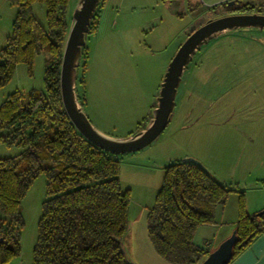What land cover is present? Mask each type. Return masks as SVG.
Segmentation results:
<instances>
[{"label":"rangeland","instance_id":"374dc122","mask_svg":"<svg viewBox=\"0 0 264 264\" xmlns=\"http://www.w3.org/2000/svg\"><path fill=\"white\" fill-rule=\"evenodd\" d=\"M79 1L68 2V32ZM171 1L98 3L97 28L85 40L88 60L84 75L81 66L77 68V90H84L83 111L92 126L110 138L125 139L139 132L135 119L146 108L150 92H154L159 77L163 79L179 47L193 30L230 14L229 8L235 6L226 4L211 10L207 3L196 0L200 9L191 15ZM256 5L257 0L254 6L259 7ZM17 13V5L0 0V51L12 35ZM32 13L46 28L45 6L34 4ZM48 59L44 52L34 57L30 69L17 65L10 82L0 89V107L14 92L23 99L31 91L44 92ZM99 72L104 73L102 80L101 76L97 80ZM82 76L83 86L79 82ZM158 93L159 88L155 102ZM20 152L0 142V159L15 158ZM111 156L120 163L121 189L130 192L128 230L121 241L130 263L170 264L156 254L147 233V214L169 164L186 158L197 160L233 190L224 207L227 214L230 210L236 214V221L237 192L243 193L246 210L256 206L264 197V30L238 29L202 46L181 78L171 120L161 135L138 152ZM45 200L46 177L41 175L21 201L20 253L9 264H33Z\"/></svg>","mask_w":264,"mask_h":264},{"label":"trees","instance_id":"16d2710c","mask_svg":"<svg viewBox=\"0 0 264 264\" xmlns=\"http://www.w3.org/2000/svg\"><path fill=\"white\" fill-rule=\"evenodd\" d=\"M9 2L18 6V13L12 35L0 51V89L10 82L17 65L30 69L34 57L44 52L49 59L44 92L31 91L25 99L14 92L0 107V142L21 150L15 158L0 159V264H9L20 253V204L41 175L46 177V200L41 205L33 264H127L121 241L128 230L130 192L121 189L120 163L75 129L61 102L59 74L69 0ZM236 3L230 14L264 12L262 6ZM34 4L45 6L46 28L33 15ZM97 19L95 10L88 34L95 32ZM79 60L84 75L87 47L81 49ZM77 81L75 92L83 110L84 90L78 92ZM79 82L83 86L84 76ZM147 124L143 120L138 130ZM232 191L193 164L165 167L155 204L147 214L148 238L156 254L170 264L204 261L209 251L195 245V232L214 222L215 209L225 206ZM237 193L236 242L230 261L264 233V214H248L243 193Z\"/></svg>","mask_w":264,"mask_h":264},{"label":"water","instance_id":"95a60500","mask_svg":"<svg viewBox=\"0 0 264 264\" xmlns=\"http://www.w3.org/2000/svg\"><path fill=\"white\" fill-rule=\"evenodd\" d=\"M100 0H80L72 15V25L68 32L61 58L59 87L63 109L75 129L91 144L111 155H125L138 152L153 143L168 126L174 108L177 90L181 78L193 56L204 45L217 36L238 29L264 30V15L232 14L213 20L193 30L169 62L160 84L156 107L145 129L125 139H113L96 130L78 103L75 92L77 68L81 49L85 46V37L89 32L90 21ZM237 4L227 2V6ZM183 163L193 164L203 170L200 162L186 158ZM264 214V209L260 212ZM236 242L235 232L200 264H228ZM124 255V253H123ZM127 264L130 263L124 255Z\"/></svg>","mask_w":264,"mask_h":264},{"label":"crops","instance_id":"0c3cea01","mask_svg":"<svg viewBox=\"0 0 264 264\" xmlns=\"http://www.w3.org/2000/svg\"><path fill=\"white\" fill-rule=\"evenodd\" d=\"M201 1L203 3H207L208 7L213 8L222 3H226L234 0H201ZM239 1L243 3L242 0ZM257 1H258V5L256 6L264 7L263 5L264 0H257ZM171 2L174 3V5L177 3V5H180L185 10L186 13L189 12L191 15L197 14L198 13L197 11L200 9L198 7L199 4L196 2V0H172ZM255 2L256 0H252L246 3H251L254 5ZM173 14H178V12L173 11ZM103 74L104 73L99 72L97 80L99 79L100 76L102 80ZM158 82L159 83L156 84V88L154 92L153 93L150 92L148 96V102L146 103V108L142 111V113H140V116H138L135 119V122H137V124L138 123L140 124L143 120H148L149 122V120L151 119L152 110L154 109L156 104L155 102L156 91L158 90V88H160V84L162 82V79L160 77ZM135 110L137 109L135 108ZM99 132L104 135V132L101 131ZM262 209H264L263 196L257 202L256 206L253 205L251 208L247 207V212L248 214L253 215L260 212ZM235 227H236V214L233 215V211L231 210L229 214H227L225 207H217L214 213V222L211 225H202L197 228L194 235V243L196 246L200 248H204L207 251H209V253H212L219 247L220 244H222L224 241L230 238ZM228 264H264V233H262L259 237H257L244 251L238 254Z\"/></svg>","mask_w":264,"mask_h":264},{"label":"flooded vegetation","instance_id":"af4514ba","mask_svg":"<svg viewBox=\"0 0 264 264\" xmlns=\"http://www.w3.org/2000/svg\"><path fill=\"white\" fill-rule=\"evenodd\" d=\"M232 14H241V13H232ZM232 14H227V15H232ZM246 14H249V13H246ZM252 14V13H251Z\"/></svg>","mask_w":264,"mask_h":264}]
</instances>
